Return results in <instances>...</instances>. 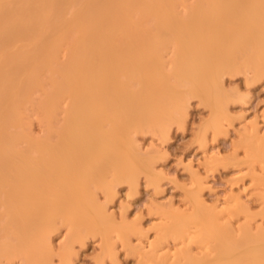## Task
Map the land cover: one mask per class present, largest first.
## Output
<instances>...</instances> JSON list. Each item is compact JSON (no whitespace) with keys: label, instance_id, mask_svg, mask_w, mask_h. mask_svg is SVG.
<instances>
[{"label":"bare ground","instance_id":"6f19581e","mask_svg":"<svg viewBox=\"0 0 264 264\" xmlns=\"http://www.w3.org/2000/svg\"><path fill=\"white\" fill-rule=\"evenodd\" d=\"M240 73L264 76V0H0V264H72L92 237L113 260L120 240L141 264H264L263 223L254 228L248 209L232 208L239 199L209 207L202 175L185 210L162 208L148 245L133 247L140 231L116 224L97 195L124 183L136 190L142 174L158 179L136 136L168 138L194 97L211 108L199 135L213 165L206 135L220 133L229 101L219 89ZM247 127L242 161L264 218V139Z\"/></svg>","mask_w":264,"mask_h":264},{"label":"rangeland","instance_id":"374dc122","mask_svg":"<svg viewBox=\"0 0 264 264\" xmlns=\"http://www.w3.org/2000/svg\"><path fill=\"white\" fill-rule=\"evenodd\" d=\"M219 90L229 98L226 105L227 114L221 118L223 128L220 127V133L218 132L215 135L211 130L212 134L208 131L206 136L207 142L210 141L209 144L207 143L208 151L211 153L213 150L214 154L221 157H218V160L221 161L218 162L217 160L213 165H210L205 159V150L201 147L200 137L202 136L203 126L212 118V112L203 100L194 97L187 106L189 112L187 111L184 123L181 125L173 124L168 138H164L155 130H147L137 134V136L135 135L137 139L141 140H138L141 143V156L146 160L148 157L151 161L153 160V163H149L155 166L153 167L155 168V177L158 178L155 179L156 181L142 174L136 190L124 183L117 187V193L113 197L103 190L97 191L98 198L100 197L99 202H102L103 205L106 204V207L109 204L108 210L110 208L109 212L113 214V220L116 224H119V226L128 224L129 228L136 226L134 227L137 228L135 233H137V230L140 231L131 238L133 247L140 245L139 241L146 245L154 241L155 228L159 223L158 220L161 219L162 214L160 213V215L159 212L162 208V212L170 210L171 207L178 211L186 209L184 206L188 205L187 192L193 188L195 177L198 175H202L198 177L206 183L204 184L203 194L205 193L204 196L209 207L220 206L224 210V208L229 207L227 203L229 200L239 199L240 206L234 205L232 208L238 209L242 206L248 209L247 213L249 212V216L251 215L250 224L253 223L251 224L252 227L256 228L261 223L264 225V218L259 215L262 205L257 197L258 191H256V186L253 185L251 171L247 169L248 165L242 161L244 150L240 146L246 126H249L247 127L249 129L257 124L258 129H260L259 141L264 139V76L253 79L251 74L246 75L245 73L226 75L224 85L222 84ZM37 97L38 95H36ZM30 107V105L25 106V112L28 114L30 124H32L30 125L32 127L30 131L35 135H41L43 132L39 120L40 114ZM200 132L201 136L199 135ZM210 149L212 150L210 151ZM238 155L239 158H237ZM107 199L109 200L107 201ZM220 207L219 210H221ZM113 211L115 213H112ZM245 216L246 214H243L238 219L233 217V222L237 223L235 227L242 222H246ZM241 217L242 221L240 220ZM66 230L65 227H62L53 235L55 252H58L59 246L64 244ZM119 241L116 242V258L118 259L113 260V258L103 256V242L100 237L89 238L84 245H76L75 248L77 249L74 250L73 254L75 261L73 260L72 264H102L103 259L105 261L103 264H106V262L107 264H141L136 253L132 249L122 247V242ZM169 246L171 249L174 247V245H168V248ZM53 260V264H61L57 256Z\"/></svg>","mask_w":264,"mask_h":264}]
</instances>
